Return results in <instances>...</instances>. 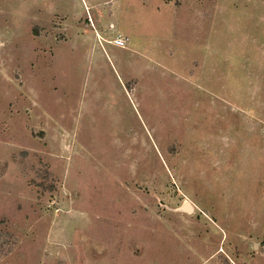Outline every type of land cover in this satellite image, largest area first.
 I'll list each match as a JSON object with an SVG mask.
<instances>
[{
  "label": "rangeland",
  "instance_id": "374dc122",
  "mask_svg": "<svg viewBox=\"0 0 264 264\" xmlns=\"http://www.w3.org/2000/svg\"><path fill=\"white\" fill-rule=\"evenodd\" d=\"M0 264H264V0H0Z\"/></svg>",
  "mask_w": 264,
  "mask_h": 264
},
{
  "label": "water",
  "instance_id": "95a60500",
  "mask_svg": "<svg viewBox=\"0 0 264 264\" xmlns=\"http://www.w3.org/2000/svg\"><path fill=\"white\" fill-rule=\"evenodd\" d=\"M179 210L182 211V212H186L188 214H192L195 209H194L193 205L190 202L185 201L183 203V205L179 208Z\"/></svg>",
  "mask_w": 264,
  "mask_h": 264
},
{
  "label": "built area",
  "instance_id": "2783aa9c",
  "mask_svg": "<svg viewBox=\"0 0 264 264\" xmlns=\"http://www.w3.org/2000/svg\"><path fill=\"white\" fill-rule=\"evenodd\" d=\"M114 42L117 45H120V46H124L125 45V42L120 37H118L117 39H115Z\"/></svg>",
  "mask_w": 264,
  "mask_h": 264
}]
</instances>
